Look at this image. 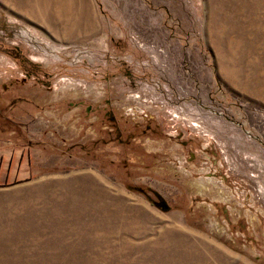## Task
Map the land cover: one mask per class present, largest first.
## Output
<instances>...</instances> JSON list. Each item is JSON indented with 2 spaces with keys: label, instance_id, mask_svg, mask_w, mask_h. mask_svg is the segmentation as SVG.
Returning a JSON list of instances; mask_svg holds the SVG:
<instances>
[{
  "label": "rangeland",
  "instance_id": "rangeland-1",
  "mask_svg": "<svg viewBox=\"0 0 264 264\" xmlns=\"http://www.w3.org/2000/svg\"><path fill=\"white\" fill-rule=\"evenodd\" d=\"M105 99L189 159L75 136ZM0 103V264H264V0H0Z\"/></svg>",
  "mask_w": 264,
  "mask_h": 264
},
{
  "label": "flooded vegetation",
  "instance_id": "flooded-vegetation-1",
  "mask_svg": "<svg viewBox=\"0 0 264 264\" xmlns=\"http://www.w3.org/2000/svg\"><path fill=\"white\" fill-rule=\"evenodd\" d=\"M19 62L21 65H24L26 67L25 70L31 74H36L34 71L33 66L28 60H22L19 59ZM28 68V69H27ZM17 101H20L21 104H28L29 100L28 98H16L12 99L9 105V108L14 107ZM102 104H86L84 106L83 100H77L74 103L72 102V105L76 110H79L84 107V112L86 113V119L82 120L85 125L80 123L79 125L81 129L88 130L86 133H77L75 136H98L97 138L91 139V144L94 147L101 143L102 146L108 145L110 143H117L118 145L122 147H126L130 152H134L135 148L137 147L135 143L139 144V146L143 145V139L144 140H152V141H158L161 139H168L176 140V145L181 147V150L183 151L182 157L184 160L189 159L188 153V139H184L182 137V134L177 132L174 133L169 130H165L161 123L155 121V119L148 114L147 112H143L140 117H129L127 120L126 117L119 116V114L116 113L115 108L110 107V103L108 99L104 100ZM1 104V103H0ZM8 105V104H7ZM0 110V117L2 118H8L7 116H2ZM79 119V118H78ZM78 124V121L76 122ZM99 123L98 125H96ZM98 131H92V127H96ZM156 138V139H155ZM96 144V145H95ZM94 147L92 149L94 150ZM184 148L186 149V152H184ZM146 153H152L151 151H146ZM155 153V151L153 152ZM141 190L144 188L140 187ZM143 192H145L143 190ZM155 196L157 200L153 201L156 205L163 200L160 198V196L155 192Z\"/></svg>",
  "mask_w": 264,
  "mask_h": 264
},
{
  "label": "bare ground",
  "instance_id": "bare-ground-1",
  "mask_svg": "<svg viewBox=\"0 0 264 264\" xmlns=\"http://www.w3.org/2000/svg\"><path fill=\"white\" fill-rule=\"evenodd\" d=\"M55 8H54V10H55V12L57 13V8L56 7H58L57 5L56 6H54ZM63 8H65L64 9V12H60V15L62 16V17H64V19L66 20V21H69L70 19H71V13L69 12L70 11V9H69V7H67L66 5H65V7H63ZM63 14V15H62ZM264 187V186H263ZM205 240V239H204ZM195 246L194 247H197V246H200V244H202V245H205V241H203V240H200V239H195ZM188 246H190L191 248H193V246L192 245H190V244H188ZM159 248V247H158ZM195 254H197V252H195ZM206 254L208 255V252H206ZM214 259V258H213ZM203 260L204 259H201L200 260V262H203ZM214 260H216V259H214ZM204 262H205V260H204Z\"/></svg>",
  "mask_w": 264,
  "mask_h": 264
},
{
  "label": "trees",
  "instance_id": "trees-1",
  "mask_svg": "<svg viewBox=\"0 0 264 264\" xmlns=\"http://www.w3.org/2000/svg\"><path fill=\"white\" fill-rule=\"evenodd\" d=\"M13 126H15L14 124H13V121H11V120H9L8 118H2V117H0V134H1V132H4L5 131V129L6 130H10V132H11V130H12V132H19L20 130L17 128H14ZM14 137H18V136H14ZM141 192H142V190L141 189H139Z\"/></svg>",
  "mask_w": 264,
  "mask_h": 264
},
{
  "label": "water",
  "instance_id": "water-1",
  "mask_svg": "<svg viewBox=\"0 0 264 264\" xmlns=\"http://www.w3.org/2000/svg\"><path fill=\"white\" fill-rule=\"evenodd\" d=\"M162 211H168L170 206L167 204L165 200H161L157 205Z\"/></svg>",
  "mask_w": 264,
  "mask_h": 264
}]
</instances>
